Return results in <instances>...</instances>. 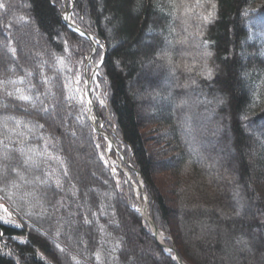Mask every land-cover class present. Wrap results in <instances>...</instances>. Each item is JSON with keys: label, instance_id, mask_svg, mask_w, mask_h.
Returning a JSON list of instances; mask_svg holds the SVG:
<instances>
[{"label": "trees", "instance_id": "obj_1", "mask_svg": "<svg viewBox=\"0 0 264 264\" xmlns=\"http://www.w3.org/2000/svg\"><path fill=\"white\" fill-rule=\"evenodd\" d=\"M72 1L70 21L104 51L64 23L66 0H0V198L22 223L0 222V264H178L89 120L84 81L103 55L93 111L139 171L164 243L186 264H264V0ZM166 40L182 83L166 97L197 103L192 119L142 113L155 84L142 70Z\"/></svg>", "mask_w": 264, "mask_h": 264}, {"label": "rangeland", "instance_id": "obj_2", "mask_svg": "<svg viewBox=\"0 0 264 264\" xmlns=\"http://www.w3.org/2000/svg\"><path fill=\"white\" fill-rule=\"evenodd\" d=\"M69 4L70 3L68 2V6H69ZM149 42L150 41L145 40V44H147ZM170 50H171V45L168 43V40H166V42L164 43V45L162 47V50L160 51L159 55L156 57L157 62L160 61L161 62V65L160 64H156L155 62L149 61V62H147L145 64L144 70H142V73L145 74V76H147L150 80H152L155 83L149 89H146L145 94L143 96H141V98H140V100L141 99L144 100L143 102L145 103L144 106H143V108H142V113L145 114V116H147V115L150 116L152 114H157V112H159L161 114H164V113H166V111H168L171 108L177 109L179 106H183L184 109L185 108L186 109H190V112H189L190 115L188 116V118L189 119L190 118L192 119L193 118L192 115H193V111H194V107L193 106H195L197 108V103H194V101H191L190 100L189 102H181L180 104L177 102V103L173 104L170 101L169 97H166V93L168 91H170V90L171 91L172 90H176L177 87H180L182 85V83H178V84L176 83L175 84V81H171L173 77L176 78L177 76H176V71L171 67V65L168 64V61H167V59H168L167 57L170 55V53H169ZM92 52H93V50H92ZM92 54H94V53H92ZM87 64H89L90 66H92V64H93L92 63V59H90V62L87 60ZM147 66H151L152 67V70L149 71V68L147 69ZM94 73H95V71L93 70L91 72V74H90V75H93L92 76V80H91L93 82L95 81V78H96V75H97L96 73L95 74ZM90 75H88L87 72H86V78H85L84 86H83V91H84L83 94H85L86 92L89 93V90H91V88H92V82L90 84L88 83V80L90 78ZM86 82H87V84H86ZM198 104L200 105V102H198ZM203 109L204 108L199 109V113L202 111L201 112L202 115L209 114L206 109H204V110ZM196 112H198V111H195L194 113L196 114ZM209 117L211 118V116H209ZM212 117H214V116L212 115ZM207 119H209V118H202V120H203V122L205 124V130L204 131L208 133L209 139H211L210 140V143H212V144L215 143V146L218 147L220 145V141H219L220 140L219 139L220 136L219 135H216V131L218 132V130L217 129H216V131L215 130H212V127H211L212 122H207ZM187 120L188 119H186V121ZM205 120H206V122H205ZM218 122H219L218 123L219 124L218 126L220 128L221 120L219 119ZM185 123H187V122H185ZM99 124L102 126V129L107 127L106 121H104V119H102V118H101V122H99ZM113 130L114 129L111 130V133L113 132ZM105 132H107V131H105ZM107 133H110V132H107ZM112 135H113V137L116 136L113 133H112ZM216 138L218 140H216ZM214 139L216 141H214ZM118 141H119V138L116 136L115 137V142H117L116 143V151L115 150L114 151L118 155V158L121 159V156H124V153H123V150L121 148H119ZM150 144H153V143H150ZM154 147H155V145L153 144L151 148H154ZM157 147H161V145H159ZM207 147L208 146L206 144L205 145H200V148L203 151ZM111 151H113V149L110 150L108 153L106 152L107 160L109 161V163H111V161L113 159H117V156H115V155L114 156H111L110 155V152ZM119 152H121L122 154L120 153L121 154L120 155ZM162 152H164V151H162ZM220 152H221V150H220ZM153 155L155 156L154 158L152 157L153 158V161H156V162H159L160 160L163 159V157H165L164 156L165 154L162 157H159V156H161L160 154L153 153ZM217 157L219 159H221L219 162H217V166H220V165L224 166V163H223L224 153H223V156L220 155V156H217ZM124 159H125V162L121 160L122 167L123 168H126V169H129L126 164L127 163L130 164V163L126 160L125 156H124ZM118 169L119 168L114 167V172L116 174H118L117 173L118 172ZM120 171L125 176L126 180H128V178L124 174V172L122 170H120ZM133 190H134V188H133ZM135 197H136V201L138 203L139 202V199L137 198L136 195H135ZM139 207L140 206L138 205V208H137V211L138 212H139ZM148 210H149V203H148ZM3 221H8V223H4V224L10 225V226H14V227H17V228H22V223L17 218V216L15 215V213H13V211L11 209H9L8 206L0 198V222L3 223ZM175 222L177 223V221H175ZM175 222H174V224H175ZM165 236H166V234H165Z\"/></svg>", "mask_w": 264, "mask_h": 264}, {"label": "water", "instance_id": "obj_3", "mask_svg": "<svg viewBox=\"0 0 264 264\" xmlns=\"http://www.w3.org/2000/svg\"><path fill=\"white\" fill-rule=\"evenodd\" d=\"M71 1V4H72V0H66V4L64 6V14H63V20H64V23L72 30H74L75 32L79 33L80 35L86 37L87 39L91 40L93 42V52H95V49H96V46L97 44H99V39H97V41L94 40V38H96L95 36H93L92 34L84 31L83 29H81L80 27L76 26L75 24H73L70 20H69V15H70V12H71V8L68 7V2ZM104 58V55L102 57V60ZM90 59L89 58V62H90ZM101 60V62H102ZM101 62L99 65L96 66V69L101 65ZM92 78V77H91ZM91 78L88 80V83H90V80ZM86 96V99H87V102H88V110H89V118H90V121L91 123L93 124V127H94V130L95 132L99 133L101 136H103L105 138L106 141H108V139H111L112 143L114 146H116V143H115V140L114 138L111 137L110 134L104 132L102 130V126L101 125H98L95 121H101V119L99 117H95L94 119H92V115H93V103H92V99H91V95H90V92L88 93V96ZM113 134L116 135V133L113 131ZM121 160L125 162V159H124V156H121ZM120 163V162H119ZM130 169H132L134 171V173L136 174L137 176V180H138V185H136L132 180H131V175H130V172L129 171H125L123 170V172L126 174V176L128 177L129 181L131 182V184L134 186V189H135V193L137 195V198H138V194L139 192H143L144 196H143V199H144V203L145 205L148 206V203H149V198L147 196L146 193H144L143 191V187H142V179H141V176H140V173L139 171L134 168L132 165L130 164H126ZM139 213L140 215L145 219V221L147 222L149 228L151 229L152 231V234L153 236L155 237L158 245L164 249L165 253L168 254L169 256H171L178 264H186L180 257L179 253L177 252L175 246H167L165 245L164 242H160L158 239H157V236H156V233L159 232V228H157V226L155 225L153 219L151 217H149L148 220H146V218L143 216V213L142 211H140L139 209ZM168 248V249H166ZM172 252V253H170Z\"/></svg>", "mask_w": 264, "mask_h": 264}, {"label": "snow or ice", "instance_id": "obj_4", "mask_svg": "<svg viewBox=\"0 0 264 264\" xmlns=\"http://www.w3.org/2000/svg\"><path fill=\"white\" fill-rule=\"evenodd\" d=\"M199 2V0H198ZM4 7V4L3 3H0V8ZM213 7V11H210L208 13L207 16L204 17V20L205 21H209L210 22V19L215 15V5L212 6ZM209 75H210V72H209ZM8 95H12V93H9ZM18 99H21V100H24V101H29L31 98L29 96H26V95H20L18 97ZM40 127H43V125H40ZM21 154H23V151L21 150ZM5 159H8L7 156H5ZM25 164H30L31 166H34V167H38V164L29 156L25 161H24ZM67 173L65 172V175ZM17 175H19V173H17ZM37 181H39V183L43 184V183H46V181L44 180H40L39 177L36 178ZM13 187H18L17 185H13ZM57 187H59V182L57 181ZM32 193H25V196H31ZM85 222L87 223L88 221L85 220ZM3 223H8V221H3ZM61 251H63V249H61ZM99 257H97L98 259Z\"/></svg>", "mask_w": 264, "mask_h": 264}, {"label": "bare ground", "instance_id": "obj_5", "mask_svg": "<svg viewBox=\"0 0 264 264\" xmlns=\"http://www.w3.org/2000/svg\"><path fill=\"white\" fill-rule=\"evenodd\" d=\"M86 95L88 96V93H86ZM94 118H95V117L92 115V119H94ZM111 137L113 138L112 135H111ZM107 144H108V146H107L108 151L112 150L113 147H114V145H113L111 139H108ZM120 161H121V159H119V160H118V159H113V160L111 161V163H112V165H113L114 167H117V168L123 170L121 163H119ZM144 202H145L144 199H143V201L139 200L138 205L140 206L139 209H140V211H142L143 216L146 218V220H148L149 217H150V216H149V210H148V206L145 205ZM156 236H157V239H158L160 242H164L165 237H166L165 234H164L163 232H161V231L157 232V233H156ZM166 249H168V248H166ZM170 253H172V252H170Z\"/></svg>", "mask_w": 264, "mask_h": 264}]
</instances>
